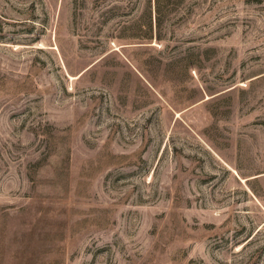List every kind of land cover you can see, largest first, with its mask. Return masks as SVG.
<instances>
[{
    "label": "rangeland",
    "instance_id": "1",
    "mask_svg": "<svg viewBox=\"0 0 264 264\" xmlns=\"http://www.w3.org/2000/svg\"><path fill=\"white\" fill-rule=\"evenodd\" d=\"M0 264H264V0H0Z\"/></svg>",
    "mask_w": 264,
    "mask_h": 264
}]
</instances>
